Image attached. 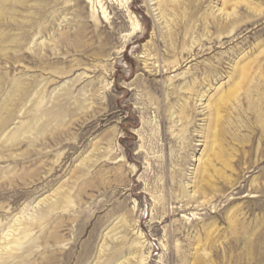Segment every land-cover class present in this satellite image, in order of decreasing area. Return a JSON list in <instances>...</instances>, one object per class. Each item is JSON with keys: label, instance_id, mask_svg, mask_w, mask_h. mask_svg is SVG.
<instances>
[{"label": "rangeland", "instance_id": "obj_1", "mask_svg": "<svg viewBox=\"0 0 264 264\" xmlns=\"http://www.w3.org/2000/svg\"><path fill=\"white\" fill-rule=\"evenodd\" d=\"M153 2L0 0V264H264V0Z\"/></svg>", "mask_w": 264, "mask_h": 264}, {"label": "bare ground", "instance_id": "obj_2", "mask_svg": "<svg viewBox=\"0 0 264 264\" xmlns=\"http://www.w3.org/2000/svg\"><path fill=\"white\" fill-rule=\"evenodd\" d=\"M171 0H154L153 7L154 10L159 14L161 17L164 16V12L166 8L168 7V3ZM151 3V2H150ZM112 232V231H111ZM15 238V235H11V239L13 240ZM13 244V243H11Z\"/></svg>", "mask_w": 264, "mask_h": 264}]
</instances>
